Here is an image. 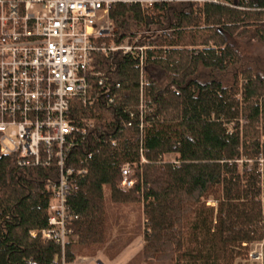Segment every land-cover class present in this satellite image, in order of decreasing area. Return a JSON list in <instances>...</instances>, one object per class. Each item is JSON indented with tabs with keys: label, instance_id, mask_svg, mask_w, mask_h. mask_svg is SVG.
<instances>
[{
	"label": "trees",
	"instance_id": "obj_1",
	"mask_svg": "<svg viewBox=\"0 0 264 264\" xmlns=\"http://www.w3.org/2000/svg\"><path fill=\"white\" fill-rule=\"evenodd\" d=\"M110 17L115 41L138 36L151 46L144 95L152 111L140 135L135 59L97 56L96 68H113L120 87L112 103L71 107L74 124L92 122L68 160L86 170L68 197L80 215L77 242L65 243L62 259L58 244L30 236L48 226L52 167H21L0 154V264H67L90 248L113 259L139 234L144 244L126 264H233L256 241L264 264V55L240 45L264 47V0L118 4ZM122 163H136L131 189L118 186ZM131 205L141 210L133 219ZM114 227L122 228L113 239Z\"/></svg>",
	"mask_w": 264,
	"mask_h": 264
},
{
	"label": "built area",
	"instance_id": "obj_2",
	"mask_svg": "<svg viewBox=\"0 0 264 264\" xmlns=\"http://www.w3.org/2000/svg\"><path fill=\"white\" fill-rule=\"evenodd\" d=\"M168 1L172 0H0V154L15 157L21 167H52L48 226L29 234L58 244L62 259L72 224L80 218L68 197L76 178L86 172L68 163L69 154L92 126L90 120L74 124L71 107L75 101L86 105L100 97L112 103V92L120 87L109 76L113 68H96L97 56L120 52L135 59V123L140 135L143 117L154 105L144 95L146 51L151 46L141 44L138 36L115 41L111 8L122 4L145 9ZM145 161L141 155L139 163ZM134 166L120 165L121 189H131L136 182Z\"/></svg>",
	"mask_w": 264,
	"mask_h": 264
},
{
	"label": "rangeland",
	"instance_id": "obj_3",
	"mask_svg": "<svg viewBox=\"0 0 264 264\" xmlns=\"http://www.w3.org/2000/svg\"><path fill=\"white\" fill-rule=\"evenodd\" d=\"M241 48H243V52H248L250 54H253L255 56H263L264 55V47L260 45L259 43L255 41H248V40H241L240 41ZM229 128L231 127L230 124L227 125ZM176 156L174 154H165L163 156L164 161L168 162H175ZM210 204H212V199H209ZM130 210L129 216H131V219L136 216V214L141 210L138 208L137 205H131L128 206L126 210ZM120 225L122 226V221H120ZM122 227H114L113 232L111 234V238L114 239V237L117 235V230ZM126 230V228H125ZM132 232H130V229H127V232L125 231L126 236L130 235ZM139 240V239H138ZM138 240H136L133 244L126 247L123 251H121L116 257L113 259H109L108 255H106V252L104 250H99L95 248H90L89 253L87 255H77L75 259L78 256H90L93 258H82L78 260H74L73 262L67 263V264H126L128 260L133 256V254L136 252L137 249V243ZM70 243H76L77 237L75 235H72L69 240ZM249 253L247 256L236 258L233 264H262V245L259 241L253 242L249 244ZM86 251V252H87ZM83 253V252H82ZM100 259L101 263H99L97 260Z\"/></svg>",
	"mask_w": 264,
	"mask_h": 264
},
{
	"label": "crops",
	"instance_id": "obj_4",
	"mask_svg": "<svg viewBox=\"0 0 264 264\" xmlns=\"http://www.w3.org/2000/svg\"><path fill=\"white\" fill-rule=\"evenodd\" d=\"M139 239V240H138ZM136 240H138V243L136 244L137 245V249H136V252L133 254V256L141 249V247L143 246V244H144V235L143 234H139V235H137L135 238H134V240L128 245V246H130L131 244H133ZM128 246H126V247H128ZM125 247V248H126ZM124 248V249H125ZM123 249V250H124ZM122 250V251H123ZM132 256V257H133ZM131 257V258H132ZM82 258H93V257H90V256H78L75 260H78V259H82ZM99 263H101V261H100V259H98L97 260Z\"/></svg>",
	"mask_w": 264,
	"mask_h": 264
}]
</instances>
